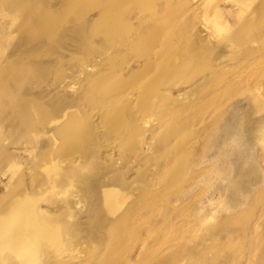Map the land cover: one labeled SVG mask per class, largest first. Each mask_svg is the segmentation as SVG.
Returning <instances> with one entry per match:
<instances>
[{"label":"rangeland","instance_id":"rangeland-1","mask_svg":"<svg viewBox=\"0 0 264 264\" xmlns=\"http://www.w3.org/2000/svg\"><path fill=\"white\" fill-rule=\"evenodd\" d=\"M10 241L0 264H264V0H0Z\"/></svg>","mask_w":264,"mask_h":264},{"label":"bare ground","instance_id":"bare-ground-1","mask_svg":"<svg viewBox=\"0 0 264 264\" xmlns=\"http://www.w3.org/2000/svg\"><path fill=\"white\" fill-rule=\"evenodd\" d=\"M155 38H156V33L152 30V28H142L140 31H138V37H137V39L130 44L129 50L134 55V57H138V58H141V59L144 60V65H143L142 72H145L148 69V67H149V61L147 59V53H148L147 51H148V49L151 46H153V44L155 42ZM127 52H128V50H127ZM116 62L117 61L114 60V59L108 60L105 63V65H104L105 66L104 69L106 70V67H107L108 69H110V72L108 71L106 73L105 72L102 73V75H99V77L97 79L95 78V80H93L92 84L90 85V87H89L90 89H88V91L90 93L91 99L95 103H98V104H106V103L109 104V103H111V100L109 99L110 97L108 96V98H106V96L104 94L103 86H104V84H105L106 81L110 80V78L114 80V74L112 72L116 70L115 67L118 64ZM115 90L120 91L121 88L120 87H116ZM106 117H107V121H108L107 122L108 123V127L110 128V130H114L116 128V126H117V120H115V118H112L111 117V114L108 115V116L106 115ZM70 124L69 125H66V126H61L60 127L59 136L62 139L65 138V136L67 134V131L70 128ZM56 144H57V142H56ZM57 155L58 156L64 155V150L62 148H60L59 150H57ZM53 164H54V161H53ZM74 167H75V165H74ZM74 167H72V169H71V171H72L73 174L76 173V170H75ZM49 177H50V179H53L54 178L51 175H49ZM119 195H120L119 192L117 190H115V189H109V188L108 189H105L103 191V196L105 198V201H104L105 202V205H107L111 210L115 209L117 207V205H118ZM35 228H36V226H35ZM49 228L50 227L47 224L46 225H43V227H40V228L37 227V230H39V232L37 230L36 231L35 230L33 231V234H35V236L33 235L34 236V239L35 238L42 237V236H46L44 232L45 231L48 232V229ZM21 234H19V235H21ZM19 238H21V237H19ZM10 243H11V241L8 242L7 244H5L4 246H0V249L3 248V247H7ZM33 246H35V243H33V242H24L23 239L22 240L19 239V241L17 243V246L15 247V251H16V249L17 250H20V252H21V254L23 256L34 255ZM104 264H108L107 261Z\"/></svg>","mask_w":264,"mask_h":264}]
</instances>
